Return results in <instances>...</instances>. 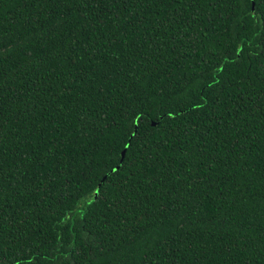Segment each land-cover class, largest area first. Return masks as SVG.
Returning <instances> with one entry per match:
<instances>
[{"label": "trees", "instance_id": "1", "mask_svg": "<svg viewBox=\"0 0 264 264\" xmlns=\"http://www.w3.org/2000/svg\"><path fill=\"white\" fill-rule=\"evenodd\" d=\"M262 3L253 12L238 0H0L11 239L35 247L40 264H136L132 249L154 234L169 264H264V101L240 83L264 37ZM237 34L253 47L222 65L220 84L201 79ZM188 96L205 107H186ZM140 105L151 130L137 146L141 166L102 180L125 109ZM169 109L178 114L161 132ZM96 186L102 199L65 219L61 208ZM165 202L172 211L161 212Z\"/></svg>", "mask_w": 264, "mask_h": 264}, {"label": "snow or ice", "instance_id": "2", "mask_svg": "<svg viewBox=\"0 0 264 264\" xmlns=\"http://www.w3.org/2000/svg\"><path fill=\"white\" fill-rule=\"evenodd\" d=\"M67 2V0H65ZM87 3V0H84ZM151 2H157V0H151ZM174 2H179V0H174ZM188 2V0H185ZM195 2V0H191ZM241 11L246 10V6L251 3V11H256V0H238ZM261 15L264 16V3L261 4ZM137 23H142L139 18H137ZM83 31V29H82ZM253 47V42L251 40L247 41V44L243 43V38L237 34L234 37L233 44L226 47L220 57H213L209 60L207 67L200 69L201 79L205 81L211 79L212 83L220 84L221 81L218 78L219 74L224 71L222 65H227L233 63V60H238L239 54L244 52L245 49H251ZM256 51L251 52L244 61V67L246 69L245 77L240 81V83L246 84L249 88L258 89L260 91V96L262 101H264V37L256 42ZM234 48V52H233ZM93 52L96 49L92 50ZM4 55V46L0 42V59ZM46 59V57H45ZM203 84L200 88H203ZM234 86L229 83L228 87ZM189 86V91H191ZM66 90L71 91V82L68 83ZM221 88V92H223ZM183 103L186 107L190 108H204L205 103H201L194 99L193 96H188ZM150 109L143 108L142 105L136 107L126 108L122 119L126 118L124 134L112 141L111 147L108 150L106 167L108 169L105 173V178L111 174L123 173L125 176L128 175L129 170L136 173L137 169L141 166V156L137 154V146H143L147 140V136L150 134V129L148 124L145 122L144 117L147 116ZM159 111V110H157ZM262 114H264V108L261 109ZM3 113V105L0 104V114ZM178 114L177 110L169 109L166 111L168 117L165 120V114H160L159 120H164V126L160 129L163 132L165 129L170 131L169 125L172 120ZM150 119V118H149ZM155 126V125H154ZM4 135V125L3 119L0 118V137ZM8 180V173L2 167V158H0V189L3 188L4 183ZM7 189L0 191V264H40V253L35 247L29 246L28 248H23L13 239H11L10 233L5 231L3 225L4 212L7 208L4 207L3 201L6 199L4 193ZM102 199V195L98 186L95 187V191L90 187L83 188L79 193V199L76 204L68 203L61 208L62 213L65 214V219L73 216L74 212H79L80 216H83V212L80 210V205L83 207H94L97 201ZM168 202H165V207L161 209V212L172 211L170 207L167 206ZM177 212L180 211L179 208L176 209ZM184 215L185 213H181ZM183 226V225H181ZM59 239V237H57ZM86 243L88 247L86 251L88 252L89 258L95 261L97 259V251L99 250V244L95 236L90 234L86 237ZM168 242L163 240L158 234H154L151 240H145L136 245L132 249L133 258L136 260V264H156L157 260L161 261V264H169L171 257L168 255L167 251H164V258L161 259L159 253L164 249ZM35 244V241H33ZM15 246L14 251L10 252V249ZM60 264H64L63 261ZM68 264H75V259H69Z\"/></svg>", "mask_w": 264, "mask_h": 264}, {"label": "water", "instance_id": "3", "mask_svg": "<svg viewBox=\"0 0 264 264\" xmlns=\"http://www.w3.org/2000/svg\"><path fill=\"white\" fill-rule=\"evenodd\" d=\"M105 178V175L103 176L102 180Z\"/></svg>", "mask_w": 264, "mask_h": 264}]
</instances>
